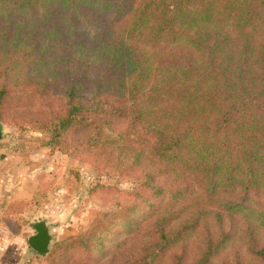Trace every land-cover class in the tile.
<instances>
[{
    "label": "trees",
    "instance_id": "16d2710c",
    "mask_svg": "<svg viewBox=\"0 0 264 264\" xmlns=\"http://www.w3.org/2000/svg\"><path fill=\"white\" fill-rule=\"evenodd\" d=\"M12 108L140 185L50 264H264V0H0Z\"/></svg>",
    "mask_w": 264,
    "mask_h": 264
},
{
    "label": "rangeland",
    "instance_id": "374dc122",
    "mask_svg": "<svg viewBox=\"0 0 264 264\" xmlns=\"http://www.w3.org/2000/svg\"><path fill=\"white\" fill-rule=\"evenodd\" d=\"M38 112L24 108L10 109L0 117L4 138L0 140V179L22 178L34 188L26 209L28 236L35 220L45 218L53 225L54 240L45 264L51 263L55 246L66 239L91 229L95 219L112 218L123 206L130 205L139 182L134 174H122L99 164L87 144V131L74 130L62 143H50V133L36 126ZM150 170L154 169L150 166ZM159 182L175 183L159 177ZM9 203L2 207L0 220L13 227L14 220L5 219ZM5 216V217H4Z\"/></svg>",
    "mask_w": 264,
    "mask_h": 264
},
{
    "label": "crops",
    "instance_id": "0c3cea01",
    "mask_svg": "<svg viewBox=\"0 0 264 264\" xmlns=\"http://www.w3.org/2000/svg\"><path fill=\"white\" fill-rule=\"evenodd\" d=\"M33 194L34 188L27 185L26 179L14 177L0 179V213H3L2 206L5 203L27 201L32 198ZM6 213L7 211L4 212ZM5 216L12 217V214L8 213ZM22 216L26 218L27 212L13 217L14 222L20 224L19 229L16 226V231L11 225L0 220V264H45V255L33 249L28 241V238L35 232L31 231L28 236L24 234L28 232L29 224Z\"/></svg>",
    "mask_w": 264,
    "mask_h": 264
},
{
    "label": "water",
    "instance_id": "95a60500",
    "mask_svg": "<svg viewBox=\"0 0 264 264\" xmlns=\"http://www.w3.org/2000/svg\"><path fill=\"white\" fill-rule=\"evenodd\" d=\"M4 136L3 126L0 124V140ZM32 227L35 233L28 238L30 246L43 255L49 254L54 240L53 225L48 219L41 218L35 220Z\"/></svg>",
    "mask_w": 264,
    "mask_h": 264
}]
</instances>
